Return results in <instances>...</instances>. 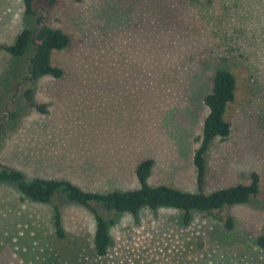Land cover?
<instances>
[{"label": "rangeland", "instance_id": "obj_1", "mask_svg": "<svg viewBox=\"0 0 264 264\" xmlns=\"http://www.w3.org/2000/svg\"><path fill=\"white\" fill-rule=\"evenodd\" d=\"M33 7L70 43L51 54L62 75L35 80L26 78L27 57L0 48V169L108 192L137 188L135 166L149 158V184L196 192L203 99L225 67L236 83L225 110L231 130L208 148L203 191L248 184L253 174L259 189L246 203L192 210L187 224L171 207L121 213L98 256L90 207L63 194L34 202L0 182V264H264L256 244L264 230V0H36ZM27 17L22 0H0V44L14 42ZM27 87L45 113L26 102Z\"/></svg>", "mask_w": 264, "mask_h": 264}, {"label": "trees", "instance_id": "obj_2", "mask_svg": "<svg viewBox=\"0 0 264 264\" xmlns=\"http://www.w3.org/2000/svg\"><path fill=\"white\" fill-rule=\"evenodd\" d=\"M22 1L24 13L28 16V23L20 30L14 42L8 45L0 44V48L13 58L27 57L24 65L28 79L35 80L42 76L60 77L62 69L52 63L51 54L55 50L67 47L70 38L60 28L47 25L41 17L36 16L33 7L36 0ZM55 2L56 0H47L50 6ZM235 89L233 73L225 67L217 68L212 77L211 90L203 99L207 113L202 123L199 144L193 153L198 188L196 192L181 190L166 184H149L147 179L153 166V160L149 158L142 159L136 164L134 173L139 186L128 190L97 192L84 190L66 179L38 176L25 179L20 170L6 165L0 169V182L13 183L23 198L34 202L47 203L55 196L63 194L69 201L90 207L95 219L93 248L98 256L107 253L111 242L110 225L121 213L137 214L143 208L154 210L160 207H171L183 210V221L187 224L192 210L209 212L224 206L246 203L258 193L257 174H253L252 180L248 184L237 183L217 188L209 193L203 191L208 148L215 138H225L231 130L230 123L225 118V110L235 97ZM24 96L26 102L38 112L45 113L47 111L45 103H39L34 99L31 87L24 90ZM16 116L17 112H10L9 121H13ZM1 129L0 125V132ZM92 203L95 204V208L91 206ZM97 205L109 213L108 218L98 210ZM53 226L56 235L59 238L64 237L61 217L57 208L53 215ZM231 226L232 219L228 216L225 220V227L229 229ZM256 244L264 249V230L257 236Z\"/></svg>", "mask_w": 264, "mask_h": 264}]
</instances>
